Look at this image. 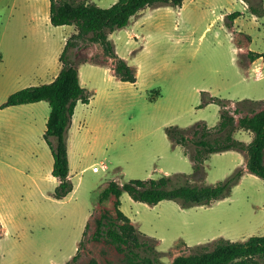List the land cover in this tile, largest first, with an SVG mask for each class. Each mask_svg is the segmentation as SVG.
Returning <instances> with one entry per match:
<instances>
[{
  "label": "rangeland",
  "instance_id": "1",
  "mask_svg": "<svg viewBox=\"0 0 264 264\" xmlns=\"http://www.w3.org/2000/svg\"><path fill=\"white\" fill-rule=\"evenodd\" d=\"M88 1L107 8L116 0ZM252 7L263 15L253 14ZM235 11L241 15L229 26L226 16ZM47 14L49 0H0V106L17 90L48 83L47 69L71 28L53 26ZM109 38L137 79L119 80L99 44L75 49L90 102L77 103L67 133L73 189L64 198L54 197L58 181L43 138L47 101L0 108V264H67L78 247L77 264H122L124 253L110 240L93 239L95 219L114 215L113 197L98 201L105 185L115 178L121 186L178 174L194 184L192 162L199 148L174 144L166 129L199 121L217 126L221 106L209 97L233 101L232 109L243 99L264 106V58L251 59L252 52H264V0L146 7ZM252 137L246 130L234 135L245 143ZM202 167L203 180L195 184H216L238 167L243 174L227 196L208 205L182 207L175 200L149 205L122 191L120 210L151 239L159 264H171L198 246L211 249L218 238L243 242L264 235V180L247 171L245 153L205 154ZM255 264H264V257Z\"/></svg>",
  "mask_w": 264,
  "mask_h": 264
},
{
  "label": "trees",
  "instance_id": "2",
  "mask_svg": "<svg viewBox=\"0 0 264 264\" xmlns=\"http://www.w3.org/2000/svg\"><path fill=\"white\" fill-rule=\"evenodd\" d=\"M184 0H116L111 6L101 8L88 0H49V20L53 26L75 27L66 40L59 60L61 70L57 77L48 84L29 86L10 94L0 108L22 104L47 101L50 107L43 138L48 145L52 158V175L58 180L54 190V197L64 198L73 189L68 178L69 166L67 156V133L72 122L74 109L78 102L88 104L90 96L81 86L78 76V64L75 49L80 43L99 44L105 55L112 59L114 75L123 82H136V74L126 61L115 51L109 35L116 29L128 25L130 19L146 7L169 5L181 7ZM252 13L261 16L263 10L251 8ZM239 11L226 16L227 25L240 16ZM264 57L263 53L252 52V61ZM157 91L155 96H158ZM154 99V97H152ZM209 100L221 106L219 123L209 128L204 121H199L189 128L182 129L169 126L166 129L168 137L174 144L185 147L188 143L199 150L193 158L194 184L188 177L178 174L161 176L153 179H134L121 186L110 181L100 192L98 201L104 202L110 196L113 200V214H101L95 219L93 239L107 238L115 245L117 251L124 253L122 264H159V253L148 242L151 240L143 236L131 220L120 210V196L125 191L135 201L154 205L163 200H175L182 207L191 205H208L227 196L232 186L239 182L243 169L238 167L224 180L216 184H195L202 181L204 170L202 161L205 154L237 150L246 155V169L248 172L264 180V106L262 102L243 99L226 101L216 97ZM236 121L233 114L244 113ZM237 128L250 131L253 137L249 143L233 137ZM213 131V132H211ZM211 132V134H210ZM212 135H214L212 137ZM185 179L184 182L181 180ZM89 225L86 224L83 236ZM83 241L79 242L82 246ZM264 257V235L251 236L246 241H230L218 238L212 248L198 246L188 255L176 256L171 264H255V258ZM79 247L76 254L67 264H77ZM88 264H96L91 261Z\"/></svg>",
  "mask_w": 264,
  "mask_h": 264
},
{
  "label": "crops",
  "instance_id": "3",
  "mask_svg": "<svg viewBox=\"0 0 264 264\" xmlns=\"http://www.w3.org/2000/svg\"><path fill=\"white\" fill-rule=\"evenodd\" d=\"M47 15H49V14H47ZM29 16H31L32 17V19H33V16H35V14L33 13V12H31L30 14H29ZM48 19H49V17H48ZM235 22H236V20L234 21V24H235ZM233 24V25H234ZM70 28H71V34L72 33H74L75 32V29H74V26L73 25H70L69 26ZM232 27H234V26H232ZM69 33V34H70ZM67 38V37H66ZM66 38L64 39V43L62 44V46H64L65 45V42H66ZM63 48L64 47H59L58 48V50H57V52H56V58H55V61H54V64H53V66L52 67H49L48 69H47V78H45V79H48V83H51L56 77H57V75L59 74V72H60V70H61V62H60V60H59V57H60V54H61V52H62V50H63ZM89 48V50H91V51H93V49H94V47H88ZM253 50V49H250V48H247L246 49V52H247V50ZM244 52V51H243ZM254 52H257V53H262V52H260V51H254ZM93 54V53H92ZM91 54V55H92ZM246 54V53H245ZM90 55V56H91ZM263 59L264 57H259V58H257V59ZM84 61V60H83ZM82 62V61H81ZM80 62V63H81ZM253 62H257L256 60L255 61H253ZM253 62H251V63H249L248 65V67H252V63ZM79 63V64H80ZM78 64V65H79ZM248 70V68H246L245 69V71H247ZM263 70V69H262ZM262 72V71H261ZM78 76H79V82H80V84H81V86H83L84 87V84L81 82V79H80V71H79V68H78ZM48 83H46V84H48ZM237 121V120H236ZM73 124V117H72V122H71V125ZM71 125H70V127H71ZM70 129V128H69ZM241 130H243V129H240V128H237L236 129V131L234 132V134H233V137H234V135L236 134V133H239ZM69 131V130H68ZM251 141V140H250ZM193 163V162H192ZM58 181V180H57ZM113 181H115L117 184H120L119 183V181L117 180V178H115ZM108 185V183L105 185V187ZM104 187V188H105ZM103 188V189H104ZM112 196H110L108 199H110ZM106 201V200H105ZM104 201V202H105ZM100 204V203H99ZM175 258V257H174Z\"/></svg>",
  "mask_w": 264,
  "mask_h": 264
}]
</instances>
